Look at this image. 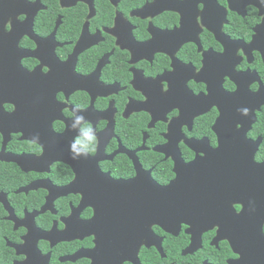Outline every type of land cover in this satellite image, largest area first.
<instances>
[{"label":"flooded vegetation","instance_id":"flooded-vegetation-1","mask_svg":"<svg viewBox=\"0 0 264 264\" xmlns=\"http://www.w3.org/2000/svg\"><path fill=\"white\" fill-rule=\"evenodd\" d=\"M250 156L264 0H0V264L255 263L236 215L259 195L218 173ZM177 176L175 226L128 201Z\"/></svg>","mask_w":264,"mask_h":264},{"label":"water","instance_id":"water-1","mask_svg":"<svg viewBox=\"0 0 264 264\" xmlns=\"http://www.w3.org/2000/svg\"><path fill=\"white\" fill-rule=\"evenodd\" d=\"M250 158L252 157L250 156L244 159L243 158L235 159V165H236L235 169L228 168L229 169L228 171L226 168L224 170H220V172L218 173L220 177L227 178V180L230 181L227 191L236 195V198H235L236 201H238L240 195L244 194V192L253 193L255 196L259 195L257 197L259 198V202H257V198L253 202L246 201V205L243 211L239 215H236L237 218L239 219L241 218V220L236 218L237 219L236 226L237 228H239L236 231V233H238L236 235L240 236L241 233L244 232L245 240L242 246L243 247L249 246V248L252 249L251 250L252 252L256 251V255H258L257 260L255 263L252 262V264H264V238L262 236V229H261L262 224L264 222V165L256 166L257 169L255 170V172L253 171L244 172L245 169L242 168V166H241L242 170L239 169V166L237 164L238 161H243L245 159H249V161L252 162V159ZM191 167H194V166L191 165ZM191 167L189 165L188 168H191ZM202 172L206 174L209 171L204 170ZM240 172H244L245 174H242ZM255 177L257 181H255ZM117 184H118L117 187L122 189L125 195H126V190L128 189L132 190V188L134 187V184L130 182H123V183L119 182ZM154 185L155 184L149 185V186L146 185V187L143 186L141 190L137 191L139 194H137L136 191L134 190L135 191L134 199L129 198L128 201L133 202V206L136 211H140L141 214L145 212L144 216L148 215V217L151 220L154 219L153 222L151 223H155V219L158 216L157 213L162 211V212H165V215H166V220L163 223H167V225H169V221L171 219H174V220H171L170 225L175 226V223H177L175 221V218L179 215V212H182V211L185 212L191 209L189 206L186 207V206H182L181 204V202L191 201V198L178 197V193L185 190L186 183L184 184V188L182 189V182L180 181L179 176H177L176 179L172 183H170L169 185L165 187H160L158 185L154 186ZM242 186H243V189H242ZM140 193L143 196L139 197ZM136 194L140 199H138V204L135 206L136 204L135 201L137 200V198H135L137 197L135 196ZM156 194H160V198H157ZM123 201L124 203H126L125 202L126 197L124 198ZM147 212H149V214ZM162 217L163 216H161L160 218ZM241 224L244 227L243 230H241L240 228ZM254 233H257L256 236H258V238L252 240V237H254L252 234ZM239 241H240V238H234L232 240L233 246L236 244L238 245ZM25 264H46V263H41L40 261L39 262L33 261V262H26Z\"/></svg>","mask_w":264,"mask_h":264},{"label":"clouds","instance_id":"clouds-1","mask_svg":"<svg viewBox=\"0 0 264 264\" xmlns=\"http://www.w3.org/2000/svg\"><path fill=\"white\" fill-rule=\"evenodd\" d=\"M83 120V117L82 116H79L76 118V122H80ZM73 127L75 128L76 127V123L73 124ZM96 142H97V138L95 135H93L92 137H89L87 140H81V139H78L72 146H71V150L72 152L74 153L73 155V159H76L79 157L80 155V152L77 151V148H76V145L77 144H81L86 152L88 151H92L94 152L95 151V145H96Z\"/></svg>","mask_w":264,"mask_h":264}]
</instances>
